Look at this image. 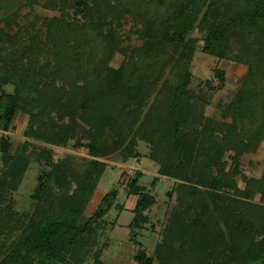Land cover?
Masks as SVG:
<instances>
[{
	"label": "trees",
	"instance_id": "obj_1",
	"mask_svg": "<svg viewBox=\"0 0 264 264\" xmlns=\"http://www.w3.org/2000/svg\"><path fill=\"white\" fill-rule=\"evenodd\" d=\"M20 3L59 16L40 28L22 24L16 34L0 29V132L9 133L13 119L24 112L29 117L25 135L66 146L83 130L88 143L76 146L87 148L94 159L126 148L127 157H136L137 139L148 142L160 175L179 181L184 198L154 256L142 255L139 261L264 264V176L241 195L234 179L219 169L223 150L240 157L264 141V0H0L7 26L18 16ZM129 18L135 23L132 32L143 41L137 49L124 46ZM195 31L199 39L193 37ZM199 41L203 53L233 57L250 67L244 90L228 108L230 124L205 122L192 102L190 67ZM118 53L126 60L116 69L110 63ZM216 75L224 79L222 72ZM7 85L14 86L13 93L4 91ZM155 91L160 96L153 114L143 116ZM11 146L2 135L0 241L19 226L22 233L14 246H0V264H84L95 238L91 223L108 209L83 226L80 219L106 164L92 160L88 169L76 173L70 164L62 168L53 163L52 151L41 145L25 142L15 154ZM32 158L52 168L49 179L56 187L51 188L65 191L62 212L50 215L45 203L51 200L44 193L32 216L14 223V211L1 207L2 192L18 190ZM214 169L220 174L212 175ZM137 181L130 184V194L139 198L136 218L155 205ZM256 192L263 203L247 201ZM116 195H106L102 203Z\"/></svg>",
	"mask_w": 264,
	"mask_h": 264
},
{
	"label": "rangeland",
	"instance_id": "obj_2",
	"mask_svg": "<svg viewBox=\"0 0 264 264\" xmlns=\"http://www.w3.org/2000/svg\"><path fill=\"white\" fill-rule=\"evenodd\" d=\"M18 9H20L18 16L15 15V20L10 21L11 26H7L5 22L7 15L0 12L1 30H9L11 34H16L22 24L34 23L36 28H40L46 19L59 16V12L49 11L39 6L28 7L21 4ZM134 24L132 18L125 20L123 30L129 36L124 37V46L137 49L142 46L143 41L132 32L135 31ZM138 29L142 28L138 27ZM193 37L199 39L201 35L195 31ZM198 46L199 50L195 53L190 67L192 82L188 89L193 99L192 102L196 104L198 112L206 119L205 122L210 120L211 124L214 123L216 126L230 124L232 118L228 115V108L244 90L243 84L248 81L250 67L233 57L219 59L203 53L202 41L198 42ZM125 60L126 57L118 53L110 64L117 69ZM217 71L224 74L223 80L216 75ZM4 91L13 93L14 86L7 85ZM157 92L150 94L148 103L143 107V116L153 114V105H156L160 96ZM28 118L24 112H20L13 119L12 130L5 134L0 132V138L2 135L10 138L13 154L16 153L18 146L31 142L52 151L53 163L62 168L64 164H70L76 173H82L88 169L92 160H99L106 164L96 188L84 206V213L80 219V225L83 226L88 220L97 216L101 210L108 209V213L103 218L91 223L90 228L94 229L95 238L84 264H94L96 260H100L103 264H142L139 261L142 255L151 259L158 244L163 242V232L179 205L178 200L184 198L178 191L179 181L160 175V164L151 158L152 146L138 138L134 149V154H138L136 157H127L126 148L109 156L94 159L87 148L76 146L80 142L88 143V140L84 139L85 131L79 130L66 146H49L41 143L37 137L25 135L28 130ZM214 132L216 136H223L219 130ZM134 135L135 133L132 132V135L128 136L127 145ZM223 153L225 157L223 167L219 169H224L230 175V179H234L237 191L241 195L250 189V185L254 184L255 180H260L264 176V141L260 143L255 152L244 153L240 157H237L234 150H223ZM2 166L0 156V170L3 169ZM51 171L52 168L44 167L32 158L18 190L6 189L2 192L4 200L1 207H8L14 211L16 215H14L16 218L13 219L14 223L18 219L25 221L32 216L44 193L51 200L45 203L50 215L57 217L62 212L65 191L51 188L56 187V183H51L49 179ZM219 174L220 172L215 169L212 171V175ZM137 177V185L146 188L155 199V205L138 218L134 210L139 198L130 194V184ZM114 192L117 194L116 197H109V202L103 204L102 200L105 196ZM228 192L234 194L233 191ZM240 194H236L237 197H241ZM261 198V193L256 192L254 197L247 201L259 204L263 203ZM19 228L20 226L10 238L3 235L0 246H5V249L14 246L22 233V228ZM8 231L5 233L7 234ZM151 264H160V262L153 259Z\"/></svg>",
	"mask_w": 264,
	"mask_h": 264
},
{
	"label": "crops",
	"instance_id": "obj_3",
	"mask_svg": "<svg viewBox=\"0 0 264 264\" xmlns=\"http://www.w3.org/2000/svg\"><path fill=\"white\" fill-rule=\"evenodd\" d=\"M2 133V132H1Z\"/></svg>",
	"mask_w": 264,
	"mask_h": 264
}]
</instances>
